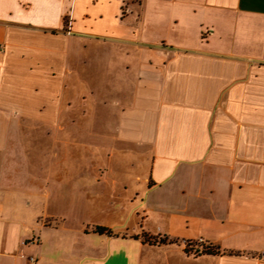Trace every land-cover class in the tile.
<instances>
[{
  "label": "crops",
  "instance_id": "1",
  "mask_svg": "<svg viewBox=\"0 0 264 264\" xmlns=\"http://www.w3.org/2000/svg\"><path fill=\"white\" fill-rule=\"evenodd\" d=\"M0 48V264H114L130 241L168 264H264V0H0ZM90 49L109 66L87 86ZM86 102L90 130L71 131ZM82 133L105 140L88 166L107 189L87 195L126 202L131 232L49 212Z\"/></svg>",
  "mask_w": 264,
  "mask_h": 264
},
{
  "label": "rangeland",
  "instance_id": "2",
  "mask_svg": "<svg viewBox=\"0 0 264 264\" xmlns=\"http://www.w3.org/2000/svg\"><path fill=\"white\" fill-rule=\"evenodd\" d=\"M98 52V60L97 56H95L96 52H93L91 49L82 54V61L85 63L84 65L82 64V71H84L82 72V77L87 81V86H90L91 83H95L98 78L105 77L103 74H106V67L109 66V58H107L109 51L107 49H102ZM70 113L78 122L68 123V129H71V131L76 130L77 133L81 132L83 129L86 131L90 130V123L88 121L92 113V107L89 102L85 104L80 103L79 105L77 104V106L73 105ZM96 141L105 142L104 139L95 140L94 138L92 139L89 136L83 135L79 138L71 139V142L68 143V148L77 150L71 151L68 163L81 164L84 166L82 169L69 167V169L65 171V175L62 176L64 185L61 186V192L57 194V196L59 195L58 198H55V193L52 192L49 212L52 215L59 214L64 217L65 223L62 226H65L67 229H72L73 231L103 226L111 228L116 235H118L117 232H123L121 231L123 228L131 232L137 228V218H135V216H127L126 202H108L105 198L94 200L90 198L91 196L87 195L107 189L104 183L105 181L103 182V179L106 177V171H104V169L91 170L88 166L91 162H101L100 164L106 163L105 155L102 156L103 153H99V155H90L89 151L96 145ZM74 152L77 153V156L74 155ZM96 179H99L100 183H97ZM54 189L55 188H52V191ZM55 223L59 222L56 220L50 221L51 226H55ZM123 223H125V226H122ZM67 237L76 238L77 242L81 241L80 243L85 242L84 235L78 234L75 236L74 234H70ZM106 238V235L104 237L95 235L90 237V240L96 242V240L101 239L102 242H105ZM154 239L155 238L147 237V241H150V243H152ZM128 244L129 245H125V247L121 248L119 252L114 251L111 262L120 264L124 260L125 264H137L140 258L144 259L145 257H149L151 259H159L161 264H168L165 262L166 256H163L160 251H158V253L156 251H150V253L147 251L140 252L139 243L130 241ZM199 245L200 243L193 246L194 254L200 253L203 249L202 247H198ZM105 250L107 249H104V251ZM169 258V263L172 264L174 260H171V257Z\"/></svg>",
  "mask_w": 264,
  "mask_h": 264
},
{
  "label": "trees",
  "instance_id": "3",
  "mask_svg": "<svg viewBox=\"0 0 264 264\" xmlns=\"http://www.w3.org/2000/svg\"><path fill=\"white\" fill-rule=\"evenodd\" d=\"M94 232L98 233V234H106V235H113V232L107 228H104V227H96L94 229ZM143 237V240L146 241V242H149L150 241H147V236L146 235H142ZM172 244V243H175V241H172V240H167V239H159V240H152V245H156V244ZM196 244H192L191 242H188L187 243V246L190 247V246H195ZM198 247H202L203 249L201 250V254H206V255H219V254H227V255H239L240 253L239 252H235V251H222L220 250L219 247L217 246H205V245H202L200 244ZM187 251V250H186Z\"/></svg>",
  "mask_w": 264,
  "mask_h": 264
},
{
  "label": "built area",
  "instance_id": "4",
  "mask_svg": "<svg viewBox=\"0 0 264 264\" xmlns=\"http://www.w3.org/2000/svg\"><path fill=\"white\" fill-rule=\"evenodd\" d=\"M3 51V48H0V52H2Z\"/></svg>",
  "mask_w": 264,
  "mask_h": 264
}]
</instances>
